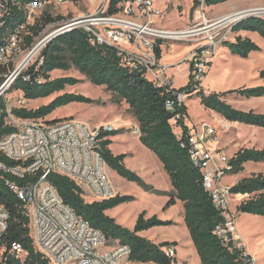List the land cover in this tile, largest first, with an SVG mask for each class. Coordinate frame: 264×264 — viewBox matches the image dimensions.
I'll return each mask as SVG.
<instances>
[{"label": "trees", "instance_id": "16d2710c", "mask_svg": "<svg viewBox=\"0 0 264 264\" xmlns=\"http://www.w3.org/2000/svg\"><path fill=\"white\" fill-rule=\"evenodd\" d=\"M76 3L78 0H71ZM132 0H109L108 14L121 13L122 7ZM230 0H194L193 6L206 7L224 4ZM23 5L24 2H21ZM60 17L52 18L45 11L32 26L29 27V35L26 44L29 46L48 25L54 24ZM23 21L22 11L13 9L6 19L7 30L13 29ZM230 32L236 37L232 42L221 43L230 54L243 59L249 57L252 52L260 51L259 46L249 38L237 36L240 32L255 33L264 40V18L248 17L232 25ZM163 40L156 41L155 55L161 59ZM71 69L77 71L94 87H100L109 93L115 105L122 103L127 106L128 113L133 117L139 128V142L151 151L162 165L167 174L171 192L164 210L173 207L176 201L183 204V222L189 238L199 258L200 264H242L239 258L241 251L229 249L224 246L214 234L215 226L221 221L220 213L215 209L208 193L202 187L199 169L194 167L189 159L187 149L180 146L187 128L184 118H187V108L182 106L175 110H168L165 101L171 97L166 90L155 86L143 73L133 71L123 65L116 56L115 51L107 46L93 45L87 34L80 28L73 29L56 36L39 52L33 63L23 71L9 93L20 92L24 100L36 101L48 99L58 94L52 101L35 110L25 108L11 109V115L20 120H43L46 123H55L46 120L57 109L66 107L72 103L93 105L95 102L88 97L76 93H67V87H74L80 80L73 77L51 78L53 72H68ZM259 78L264 80V70L259 72ZM175 92H185L187 98L196 95L200 105L209 111L218 114L229 123H239L264 129V114L235 110L224 97L235 94L239 97L250 99H264V85L251 88H240L223 93H204L200 83H193L192 67L189 64L188 82ZM0 139L8 136L16 129L7 124L4 112L5 105L0 101ZM181 115L175 126L180 127L181 135L174 132L173 118ZM71 119V118H66ZM120 131H103L99 128L97 151L100 153L106 167L118 176L129 182H135L146 191L152 188L143 184L134 172L128 170L124 164L125 155H113L109 146V136ZM264 162V148L239 149L229 159L226 174L228 176L239 175L244 172L246 163ZM0 163L11 166L13 162L7 160L0 153ZM39 176V175H38ZM19 184L34 182L36 176H27L24 180H18L5 176ZM46 182L51 185L74 214L86 221L93 229L99 230L105 237L106 244L118 242L130 249L129 262L139 264H176V258H168L162 248L176 246L175 242L154 244L149 240L138 236V233L147 231L153 227L169 226L172 221H161L156 215L146 218V212L142 211L136 218L132 230L116 223L114 218L105 213L121 204L134 201L132 196L116 195L114 198L104 201H86L83 189L67 177L56 173L47 176ZM231 197L246 196L247 200L236 206V211L242 214L264 217V174L252 173L248 177L241 178L229 188ZM0 204L7 212V227L0 239V250L8 264H49V262L33 246L30 237V218L24 204L5 186L0 180ZM20 243L26 255L21 260H11L8 257V248L11 243Z\"/></svg>", "mask_w": 264, "mask_h": 264}, {"label": "built area", "instance_id": "2783aa9c", "mask_svg": "<svg viewBox=\"0 0 264 264\" xmlns=\"http://www.w3.org/2000/svg\"><path fill=\"white\" fill-rule=\"evenodd\" d=\"M98 1L101 2L93 13L70 21L72 24L63 29L69 32L80 28L93 45L112 48L123 65L143 73L155 86L171 94L165 101L166 109L171 111L185 106L187 94L173 91L177 89L173 88L168 74L169 67L156 58V41L168 39L182 42L196 38L192 40L195 45L189 55V62L193 83H201L213 62L221 28L231 24V30L232 25L237 22L233 20L223 27H215L229 15L215 21L203 17L192 30L162 31L151 26L152 17L160 15V11L154 8L158 0H132L116 15L108 14L109 0ZM68 3L73 2L0 0V101L5 105L6 123L16 129L0 139V153L15 164L6 166L0 163V180L27 209L32 244L49 264H121L129 258V247L115 242L112 247L104 249V235L78 218L63 203L56 190L46 182L49 174L56 173L67 177L81 188H86L91 201L100 202L116 196L106 176L107 167L97 151L99 128L92 130L83 122L72 118L55 123L20 120L13 117L6 106V96L16 79L45 47L44 40L47 35L40 39L39 35L27 46L29 27L50 7ZM13 9L22 11L23 21L13 29L7 30L5 22ZM198 30L201 33L196 34ZM183 32H188L187 37H180L179 33ZM170 33L173 35L170 36ZM37 46H41L38 54L29 58ZM180 118L181 115L173 118L174 127ZM185 120L186 118L183 120L184 125ZM185 126L187 131L180 146L187 149L192 165L199 169L202 187L222 218L215 226L214 234L230 250L241 251L239 258L242 264H259L245 252L240 243L235 215L228 207L231 199L230 187L220 184L229 169V158L212 147L217 141L216 130L205 123ZM102 130L111 131L112 127L106 126ZM137 133L134 131V134ZM177 135H181V129ZM5 176L18 180H24L27 176L37 178L34 182L19 184ZM7 217V212L0 204V239L6 231ZM162 251L168 258L175 257L174 246H166ZM3 253L0 250V264H8ZM25 255L26 252L20 243L9 245L8 257L11 260H21Z\"/></svg>", "mask_w": 264, "mask_h": 264}, {"label": "rangeland", "instance_id": "374dc122", "mask_svg": "<svg viewBox=\"0 0 264 264\" xmlns=\"http://www.w3.org/2000/svg\"><path fill=\"white\" fill-rule=\"evenodd\" d=\"M163 1H165V4L161 6ZM193 1L194 0H170L167 2L166 0H159L160 15L152 17L151 26L162 31L171 32L192 30L203 17L207 20L215 21L237 12L255 10L254 8H264V0H231L227 5L230 8L226 11H222L219 5L206 7L201 4L198 7H194ZM100 2L101 1L98 0H78L76 3L60 4L50 7L47 12L51 17H60V19L55 21L54 24L45 27L38 38H44L52 31L82 15L93 13ZM255 15L264 18V15ZM230 26L231 24L221 28L219 37H217L219 44L213 56V62L208 68L203 81L200 83L204 93H223L244 87L251 88L264 85V80L259 78V72L264 70V40L257 34L250 33L251 41L259 46L260 51L252 52L246 59L233 56L226 47L221 46L222 42H232L236 37L235 34L230 32ZM198 38H200V36ZM194 39L196 38L182 42L163 39L161 52H163L164 55L169 56L182 51H184V54L188 52L187 56L180 64L168 68V74L171 76L173 87L176 89L182 87L186 84V81H188L187 63L190 64L189 55L194 49L195 44L194 41H192ZM187 48H189V50ZM161 63L166 65L163 62ZM64 76L80 80L77 86L67 88V93L83 95L93 100L95 104H71L58 109L54 116L63 114L70 115V113H73L74 118L72 119L83 122L92 130L101 127L104 128L106 126H110L112 130H114L113 127L117 122L116 120L125 121L127 124L118 129L120 132L108 137V139L113 142V144L111 143V150L115 154H129L128 157H126L125 164L128 170H130V167L145 164L144 166L149 167V171L154 174L153 177L150 178L151 182L148 181V178L142 177L141 174H139L140 172L136 173L130 170L141 178L144 185L153 190L146 191L139 184L129 182L118 176L111 169L108 170L106 168V176L116 193L132 196L134 198V201L121 204L107 214L110 216H117L118 221L121 223L123 222L124 227L130 230L133 229L136 218L142 211H147L150 215H156L161 221H174L173 224L169 226H158L143 231L141 232V236L149 237V239L154 240V244L157 243V245L171 238L177 239L180 248L178 249V253H180L179 255L182 257L180 251L182 250L186 259L177 257L178 262H176V264H200L197 255L194 254L193 256L192 249H190V253H188L185 248V246L190 245V241L185 226L177 224L181 222L182 219L180 215L181 209L179 207H174L171 210L163 209L169 199L167 193L168 185H170L169 183L167 184V182H170L169 178L163 170L161 171L160 167L159 171H157L155 167L156 163L154 164L155 161L157 162L154 158L155 155L141 145L135 135H132L130 126H132L131 124H133L135 120L128 113L127 106L123 103L121 105H115L113 103L114 98L109 93L105 92L103 88L92 86L74 69L68 72H53L51 74V78L53 79ZM56 96L57 94L44 101L31 102L24 100L20 92H11L7 94L5 101L9 110L14 108L35 110L42 105L48 104ZM224 100L235 110L244 112L252 110L255 113L264 114V99L245 100L238 95L230 94L226 95ZM185 105L189 116V118L187 117L185 120V125L205 123L207 126L214 128L216 130L217 139L215 146L217 144L228 146L229 152L227 155L225 154L227 158H229L230 153L237 148H264V129L239 123L226 122L215 112L205 110L200 105L199 99L195 94L186 99ZM173 130L177 134L180 132V129L177 127H174ZM134 168L139 171V167ZM252 173L264 174V162H249L244 166L243 173L231 177L226 175L220 180V184L231 187L235 180L248 177ZM86 196L88 200L91 199L90 194H86ZM247 198L246 196L241 198L231 197L228 207L230 211H235L236 228L238 234L241 235L240 243L244 245L247 250H250V248H258V244L264 242V217L242 214L236 211L235 205L247 200ZM87 199L85 200L88 201ZM112 245H114V243L109 245L106 244L104 249H108L112 247ZM262 246L264 248V243ZM174 248L176 253V247ZM163 249H165V247H163L162 250ZM254 255H256L260 264H264V250H256ZM127 264L139 263L128 261Z\"/></svg>", "mask_w": 264, "mask_h": 264}, {"label": "crops", "instance_id": "0c3cea01", "mask_svg": "<svg viewBox=\"0 0 264 264\" xmlns=\"http://www.w3.org/2000/svg\"><path fill=\"white\" fill-rule=\"evenodd\" d=\"M167 2H169L168 0H166ZM231 1V0H230ZM230 1H228V2H226V3H224V4H220L219 6L222 8V11H226V10H228L230 7L229 6H227L228 5V3L230 2ZM165 1H163V3H162V5L161 6H163L165 3H164ZM154 8L156 9V10H159V0L157 1V2H155V4H154ZM157 27V26H156ZM158 28H159V26H158ZM237 36H241V37H244V38H249L250 40H251V38H250V33H248V32H240V33H238L237 34ZM160 49H162V46L160 47ZM188 50H189V48H187ZM187 54H188V52L186 53L185 52V54H184V51H182V52H180V53H176V54H172V55H169V56H167V55H164V53L163 52H161V59H160V61L161 62H163L164 64H166L169 68L170 67H173V66H176V65H178V64H180V62H182V60L187 56ZM187 67H188V70H187V75L189 76V64L187 63ZM56 72H58V71H56ZM170 76V75H169ZM171 77V76H170ZM171 80H172V78H171ZM187 82L188 81H186V84H187ZM172 84H173V81H172ZM186 84H184L183 86H185ZM182 86V87H183ZM75 87V86H74ZM67 88H73V87H67ZM67 88L65 89V92L67 91ZM174 88V87H173ZM179 88H181V87H179ZM178 88V89H179ZM176 89V88H175ZM58 95V94H57ZM49 99V98H48ZM44 100H46V99H42V100H36V101H31V102H38V101H44ZM72 104H77V103H72ZM69 105H71V104H69ZM68 105V106H69ZM186 106V105H185ZM63 108V107H62ZM60 109V108H59ZM58 110V109H57ZM57 110L54 112V113H52L48 118H47V120L48 121H53V120H60V119H66V118H74L73 117V113H70V115H59V116H54V114L57 112ZM187 117L189 118V116H188V110H187ZM117 122H116V124H115V126L113 127L114 128V130H118L119 128H121V126H123V125H125V124H127V123H125V121H119V120H116ZM132 126H130L131 127V133H132V135H135L136 136V138H138V140H139V128H138V124L134 121V123L133 124H131ZM134 131H137L138 133L137 134H134ZM110 140V139H109ZM111 141V140H110ZM112 142V141H111ZM112 144H113V142H112ZM111 144V145H112ZM111 145L109 146V149L111 150ZM212 147L213 148H215V149H218L220 152H222V153H224V154H228V152H229V147L228 146H225L224 144H217L216 146H215V144H213L212 145ZM239 149L237 148V149H234L233 150V152L232 153H230V155H229V158H231V157H233L234 156V154L238 151ZM111 152L113 153V151L111 150ZM113 155H120V154H115V153H113ZM128 155L129 154H125V156L126 157H128ZM126 157H125V159H124V164H126ZM149 157H152V156H149ZM154 158L157 160V162L155 161H153L154 162V164H155V167L157 168V171H159V167L161 168V171L163 170V168H162V165H161V163L159 164V160L156 158V156H154ZM247 164V163H246ZM245 164V165H246ZM145 164H143V165H141V166H133V167H130V170H132V171H134V172H136V173H139V174H141V176L142 177H146V178H148V181H151V177H153V173L152 172H150L149 171V167H145L144 166ZM134 167H139V171L136 169V168H134ZM107 169L109 170V168L107 167ZM164 171V170H163ZM142 172V173H141ZM228 176V175H227ZM231 177V176H230ZM240 180V179H239ZM239 180H235L233 183H232V185L231 186H233L235 183H237ZM152 182V181H151ZM170 184V182H167V184ZM83 189V191L85 192V195L86 194H89V192H88V190L86 189V188H82ZM171 190H172V188H171V185H168V188H167V193L169 194L170 192H171ZM115 191V190H114ZM115 193H116V191H115ZM116 195H120V196H123V195H121V194H119V193H116ZM242 196H236L235 198H241ZM86 199H87V196H86ZM88 200V199H87ZM88 201H91V199L90 200H88ZM168 201V200H167ZM238 204H236L235 205V208H236V206H237ZM174 207H179L180 209H181V213H180V215L182 216V219H181V222H178L177 224H180V225H184V222H183V204L181 203V202H179V201H176V204L173 206V207H170L169 209H167V210H171L172 208H174ZM115 209V208H114ZM113 210V209H112ZM109 211H111V210H109ZM109 211H107L105 214L107 215V216H109V217H111V218H114L115 219V221H116V223H118V224H120V225H122L123 227H124V225H123V222L121 223V222H119L118 221V219H117V216H110V215H108L107 213L109 212ZM146 212V218H150L151 216H153V215H150L147 211H145ZM234 212V215H235V222H236V214H235V211H233ZM251 217V216H250ZM255 219V218H254ZM258 219V218H257ZM259 219H262V218H259ZM134 221V220H133ZM165 221V220H164ZM172 222H174V221H172ZM185 226V225H184ZM237 227V226H236ZM138 236H140V237H142V238H145V239H147V240H149L150 242H152V243H154L155 241L154 240H150L149 239V237H144V236H141V232L140 233H138ZM240 236V238H241V235H239ZM188 237H189V235H188ZM189 239V243H190V245H188V246H185V248L187 249V251H188V253H190V249H192V253H193V256H194V254L195 255H197L196 254V252H195V249H194V247H193V245H192V242H191V240H190V238H188ZM164 242H175L177 245L175 246L176 247V262H178V258L177 257H181L179 254L180 253H178V249H180L179 248V242L177 241V239H173V238H171V239H169V240H167V241H164ZM264 242H261V243H259L258 244V248H256V249H251L250 248V250H247L246 249V247L243 245V249L245 250V252L247 253V254H249V255H251L252 257H254L256 260H257V257H256V255H254L255 254V252H256V250H258V251H260V249L261 250H264V248H263V246H262V244H263ZM155 244H157V243H155ZM260 244H261V246H260ZM181 251V254H182V259H186L185 258V256H184V254H183V252H182V250H180ZM198 257V256H197ZM199 259V258H198ZM181 261V260H180ZM127 262H128V260L127 261H124V262H122L121 264H127ZM257 262L259 263V261L257 260ZM200 263V262H199ZM260 264V263H259Z\"/></svg>", "mask_w": 264, "mask_h": 264}, {"label": "bare ground", "instance_id": "6f19581e", "mask_svg": "<svg viewBox=\"0 0 264 264\" xmlns=\"http://www.w3.org/2000/svg\"><path fill=\"white\" fill-rule=\"evenodd\" d=\"M255 10H250V11H241V12H237L234 14H231L229 16H227L225 19H223L222 21H220V23L218 25H216L215 27H223L224 25L232 22L233 20H238L242 17H244L247 14H259V15H264V8H254ZM196 34L201 33V31H197L195 32ZM180 37H187L188 32H183V33H179ZM170 36L173 35V33L169 34ZM41 46H37L30 54L29 58H34L39 50H40ZM256 218V217H255Z\"/></svg>", "mask_w": 264, "mask_h": 264}, {"label": "water", "instance_id": "95a60500", "mask_svg": "<svg viewBox=\"0 0 264 264\" xmlns=\"http://www.w3.org/2000/svg\"><path fill=\"white\" fill-rule=\"evenodd\" d=\"M248 17H257V16H256L255 14H247V15H245L244 17L238 19L237 22H239L240 20H243V19H245V18H248ZM237 22H236V23H237ZM71 24H72V23H68V24H66V25H71ZM66 25L61 26V27H59L58 29L52 31L50 34H48V35L46 36V39L44 40V46L47 45V44H48L51 40H53L56 36L60 35L61 33L63 34V33L65 32V30H64L63 28H64ZM44 46H43V47H44ZM50 122H52V121H50Z\"/></svg>", "mask_w": 264, "mask_h": 264}]
</instances>
